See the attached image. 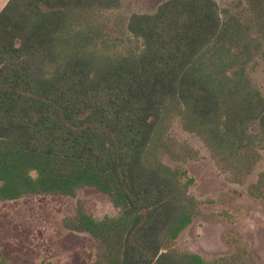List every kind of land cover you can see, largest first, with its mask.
Segmentation results:
<instances>
[{"label": "trees", "instance_id": "trees-1", "mask_svg": "<svg viewBox=\"0 0 264 264\" xmlns=\"http://www.w3.org/2000/svg\"><path fill=\"white\" fill-rule=\"evenodd\" d=\"M121 3L9 0L0 12V204L81 188L109 197L117 218L79 203L66 224L90 237L91 264H255L231 234L240 249L214 261L175 248L201 203L187 171L160 156L195 159L168 135L177 115L233 183L252 174L264 96L247 67L264 55V0H165L128 17L138 46L125 50L99 19ZM248 194L264 208V169Z\"/></svg>", "mask_w": 264, "mask_h": 264}, {"label": "rangeland", "instance_id": "rangeland-1", "mask_svg": "<svg viewBox=\"0 0 264 264\" xmlns=\"http://www.w3.org/2000/svg\"><path fill=\"white\" fill-rule=\"evenodd\" d=\"M165 0H122L115 11H103L100 22L104 34L120 41L119 50L136 48L138 43L127 36L126 23L133 13H153ZM221 8L231 0H214ZM253 84L264 96V55H258L247 67ZM252 132H256L252 128ZM169 137L186 145L195 154L187 162L172 160L163 153L161 161L172 168H182L193 180L189 193L201 203V215L184 230L175 248L193 253L206 261L228 257L240 246L230 248L225 240L231 234L248 249L255 264H264V208L250 197L248 188L264 169V150L251 175L240 185L212 160L202 141L187 133L177 115L171 117ZM75 199L62 196H24L0 204V250L10 264H91L94 250L88 235L67 229L68 219L81 203L96 220L117 218V209L109 197L91 188H81ZM246 259V258H244Z\"/></svg>", "mask_w": 264, "mask_h": 264}, {"label": "crops", "instance_id": "crops-1", "mask_svg": "<svg viewBox=\"0 0 264 264\" xmlns=\"http://www.w3.org/2000/svg\"><path fill=\"white\" fill-rule=\"evenodd\" d=\"M9 0H0V12L4 9Z\"/></svg>", "mask_w": 264, "mask_h": 264}]
</instances>
